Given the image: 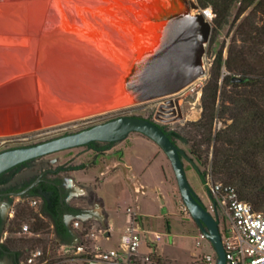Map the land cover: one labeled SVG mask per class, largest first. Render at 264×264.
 <instances>
[{
	"label": "bare ground",
	"instance_id": "6f19581e",
	"mask_svg": "<svg viewBox=\"0 0 264 264\" xmlns=\"http://www.w3.org/2000/svg\"><path fill=\"white\" fill-rule=\"evenodd\" d=\"M182 1L0 0V138L128 106L123 84Z\"/></svg>",
	"mask_w": 264,
	"mask_h": 264
},
{
	"label": "rangeland",
	"instance_id": "374dc122",
	"mask_svg": "<svg viewBox=\"0 0 264 264\" xmlns=\"http://www.w3.org/2000/svg\"><path fill=\"white\" fill-rule=\"evenodd\" d=\"M189 1L190 0H185V5L188 6L189 13L194 14L196 13V11H194V9H191ZM239 5L240 3L236 2L233 6L232 15L229 18V22L227 24H224L217 30L214 29L213 25V32L209 42L206 45L204 55L205 75L202 76V79L200 81L188 86L179 94H177V96H179L180 98L179 103L184 116L183 120L173 121L169 123L160 122V126L164 127L165 130H175L185 136L187 141L177 138L176 143L185 152V155H183V162L185 165L188 180L194 191L196 190L195 192L199 194L198 196L202 200L204 206H207L206 203L208 202V193L206 185L205 183L203 184L196 166L202 172L206 173V177L207 175L211 174L210 176L214 181L231 183L237 188V190H240V187L236 182L229 180L226 174H220L216 172V169L212 166V163L215 159L214 156L218 154L217 159L220 158V152L227 150L228 145L222 141L218 144L212 141L210 145L206 144V142L202 143L204 141L206 132L203 133L201 130L199 134L197 131L198 127H194V125H192V123L200 121L204 116V104L202 101L203 89L212 79V75L216 71L214 65L216 57L221 53L223 58L226 59L231 45L235 44L237 46H241L243 43L242 36L240 34V28L242 27L241 24L244 19L249 16L252 8H249L244 13L237 15ZM208 8L212 11L210 7ZM212 14L214 18L215 14L213 12ZM209 20L213 22V19ZM225 74H227V72H225ZM219 85L222 87V90L221 99L217 105L219 111L218 116L213 123L214 133L221 132L224 135L226 127L233 122L232 116H241L244 113V110L249 108L250 102L253 100L264 110V97L260 96L259 88L258 86H256V83L254 81L244 82L242 80H239L238 82L230 84L227 83L223 85L221 78ZM232 98L234 99L235 103L231 101ZM163 100V98H158L136 105H128L122 108H117L115 110L94 116L89 119L73 121L42 130L24 133L21 135L0 138V152L15 147L44 142L70 133L79 132L83 129L92 127L99 123L107 122L119 116H137L153 120L158 111V107ZM247 101H249V103H247ZM262 135H264V125H249L247 130H243L240 134H234L233 139L235 141V144L232 147L234 150L237 149L240 145L241 140H243L247 136L254 139L255 145L257 143L256 141ZM118 142L119 141H96L94 145H91V143L87 145L68 148L32 159L14 168V176L12 177L11 181L3 187H20L37 175H43L44 173L49 178L60 177V175L58 174L59 172H63V175H69L70 169L72 167V162L77 156L86 153V157H84V159H87L93 157L94 155H99L106 150V148H102H110L112 145L117 144ZM258 143L261 144V142ZM199 144H201V158H198V156L193 153V151L196 150L195 146ZM158 147L161 149L160 151L162 153V156L157 159V167L159 171L164 173L167 178V183L164 188L171 197L169 198V209L170 211H175L177 202L178 212V210L180 209V204L183 201L178 188L177 179L172 164L168 159L166 153L159 145ZM98 148L100 149L98 150ZM215 149L216 152H214ZM238 156L241 157L242 160L234 161V164L236 163V166L233 167V173L237 175L238 173L245 172L264 176V149L252 146V148L247 150L246 153H244V151L238 152ZM248 162H250L253 167L246 166V163ZM51 169L54 170V172H51ZM173 189L175 192H173ZM22 198L19 196H14L11 201L4 198L0 199V208L3 212L2 237L5 243L9 245L12 250H20L22 255H25L27 252L31 251L34 248L39 247L46 250L48 247H52L54 252L51 254V256L53 257V259H55L54 262L56 264H85V260H83L82 258H75L76 256L66 257L58 253L56 248L57 246H55L53 238L50 237L51 220L46 216L40 215L41 209L39 207L36 208L30 206L26 200H21ZM125 201L127 202L126 198L122 199L120 202L124 209H126V207L128 206ZM251 204L256 210L264 213L263 209H258V206L253 203ZM143 205L152 208L156 205H158L159 207L158 202H155L154 198L152 201L151 199H147L146 202L143 203ZM39 219H41L44 226H40L42 225V223ZM176 219L179 222V226H183L179 227V230H182V235L175 234L176 229L174 233L175 235L169 234L167 228L162 227L165 222H162L161 225L155 224L154 227H149L152 230L160 232L167 240H171V236H175L174 245H163L162 247H164V249L168 253L175 254L178 258V262H173L171 260L163 258V264H211L205 258V254L209 252V245L211 244L208 240H201L202 245H198L197 240H199V233L195 234L191 230L192 227L188 228L189 225H193L192 221L194 220L192 219V217L187 218L181 213L180 215L176 216ZM25 223L30 226L32 231H38L40 233V236H30L28 234L21 233V227ZM97 226L98 228H101L99 225ZM180 236H182V238H180ZM180 239L182 240L180 241ZM158 245H162V243H158L157 248ZM212 250H214L213 246ZM193 253H195L199 258L197 262H195V258L192 257ZM214 254L217 261L215 251ZM0 264H12V258L9 256L0 257Z\"/></svg>",
	"mask_w": 264,
	"mask_h": 264
},
{
	"label": "water",
	"instance_id": "95a60500",
	"mask_svg": "<svg viewBox=\"0 0 264 264\" xmlns=\"http://www.w3.org/2000/svg\"><path fill=\"white\" fill-rule=\"evenodd\" d=\"M180 4L178 7L181 9L177 8L171 16L174 22L169 26L166 39L155 52H151L140 62L132 79L123 82L124 86L121 88L123 98L121 102L127 105L163 98L153 120L137 116H119L79 132L2 151L0 175L32 159L64 149L96 141H121L132 132L142 133L156 142L166 153L172 164L182 201L188 207L199 230L213 246L217 257L216 264H225L226 255L219 221L206 209L188 180L183 162L184 150L175 144L160 126V122L183 120L180 98L177 94L205 75V49L213 32V22L207 17V8L203 9L197 1L190 0L191 9L196 11L190 14L188 6L183 1ZM153 60H157L158 65L152 73ZM166 109L171 111L173 117L169 119L160 117ZM40 180L38 178L24 191L16 192L14 195L29 196L24 194Z\"/></svg>",
	"mask_w": 264,
	"mask_h": 264
},
{
	"label": "crops",
	"instance_id": "0c3cea01",
	"mask_svg": "<svg viewBox=\"0 0 264 264\" xmlns=\"http://www.w3.org/2000/svg\"><path fill=\"white\" fill-rule=\"evenodd\" d=\"M160 150L158 144L146 135L132 132L99 155L87 159H84L86 153L77 156L72 162L69 175L59 172L60 177H56L62 185L63 199L68 206V211L64 213L60 223L56 222V217H52L41 206L43 198L41 190L36 189L35 193L29 194L30 197L38 199L39 204L36 208L41 209L40 215L51 220L50 237L59 243H77L81 239V231L74 228L72 222L74 219H88L93 226V231L98 228L97 225L105 230V235L98 234L97 237L98 243L103 248L117 247L129 218L128 209L136 213L143 226L146 228L148 226V229L155 224L161 225L165 222L162 227L167 228L169 234L173 235L176 229L175 234L182 235V230H179L182 225L179 226L176 219L181 212L180 210L177 212V202L176 210L170 211L169 198L171 197L164 188L167 178L157 167V159L162 156ZM173 192H175L174 189ZM124 198L127 199L126 209L120 204ZM153 198L155 202H158L159 207L143 205L147 199L152 201ZM192 222L193 225H189L188 228L192 227L193 233H199L198 225ZM58 227L59 230L65 229L67 233L64 235L58 232L56 229ZM171 237V240L163 237L160 242L162 245H158V248L156 245V254L162 259L178 262L175 254L168 253L162 247L174 245L175 236ZM140 252L146 254L149 249L142 245ZM213 253L214 250L209 245V252L205 255ZM192 257L195 258V262L199 260L195 253Z\"/></svg>",
	"mask_w": 264,
	"mask_h": 264
},
{
	"label": "built area",
	"instance_id": "2783aa9c",
	"mask_svg": "<svg viewBox=\"0 0 264 264\" xmlns=\"http://www.w3.org/2000/svg\"><path fill=\"white\" fill-rule=\"evenodd\" d=\"M213 19L212 11L206 9ZM207 175L205 185L208 193L206 209L219 221L222 243L225 249V264H264V213L240 198L237 188L231 183L214 181ZM23 197V198H22ZM30 206L37 207L38 199L22 196ZM180 212L190 218L191 213L184 202L180 204ZM129 218L124 227L117 247L103 248L98 243V234L105 235V230L96 228L88 219H74L72 226L81 231V239L74 244L55 242L57 251L62 256L82 258L85 264H158L156 245L163 240V235L143 226L140 217L131 209L127 210ZM21 233L40 236L23 224ZM207 240L199 230L198 245ZM210 243V242H209ZM211 244V243H210ZM145 245L149 252L142 254L140 248ZM52 247L46 250L34 248L21 255L19 264H56L51 256ZM206 260L216 264L215 254L206 255Z\"/></svg>",
	"mask_w": 264,
	"mask_h": 264
},
{
	"label": "trees",
	"instance_id": "16d2710c",
	"mask_svg": "<svg viewBox=\"0 0 264 264\" xmlns=\"http://www.w3.org/2000/svg\"><path fill=\"white\" fill-rule=\"evenodd\" d=\"M201 8L205 9L210 7L215 14L213 18L214 29L221 28L224 24L229 22V18L232 15V9L236 2H239V8L237 15L244 13L247 9L252 8L249 16H247L242 22L240 28V34L242 36V45H231L228 51L226 59L223 58L220 53L215 59L216 71L212 75V79L204 87L202 94V101L204 104V116L198 122L192 123L194 127H198V133L206 132L204 136V142L210 145L212 141L216 144L224 142L228 145L227 150L220 152V158L217 159L216 154L212 166L216 169V172L220 174H226L229 180L236 182L240 190V198L247 202L253 203L258 206V209L264 210V176L259 174L250 173H233V167L236 166L234 161L242 160L238 156V152L246 153L252 146L260 147L264 149V135L259 137L254 145V139L251 137H245L241 140L237 149H233L235 141L233 139L234 134H240L243 130H247L249 125H264V110L255 101H251L249 108L244 110L241 116L233 115V122L226 127L224 135L220 132L214 133L213 123L218 116V102L221 99L222 87L219 85L220 79L222 83L230 84L242 80L244 82L254 81L260 91V96L264 97V0H197ZM227 72V74H225ZM255 85V84H254ZM231 101L235 103L232 98ZM249 103V101H247ZM162 127V126H161ZM168 133L172 141L176 143V139L186 140L185 136L175 130H165ZM240 132V133H238ZM200 134V133H199ZM226 135V136H225ZM258 142H261L258 143ZM196 150L194 154L201 158V144L195 146ZM108 149L104 147L102 149ZM216 148V145H215ZM100 148H98L99 150ZM216 152V149L215 151ZM237 152V155H236ZM246 166L253 167L248 162ZM82 167V166H80ZM196 169L201 177L203 184L205 183L206 173L202 172L197 166ZM5 178L0 183H6L13 175L14 170L10 169L5 172ZM1 176V175H0ZM35 193V191H33ZM44 226L41 219H39ZM58 232L66 234V230L59 227L56 228ZM39 233L38 231H34ZM8 247H10L8 245ZM15 264H19V258L22 255L20 250L15 251ZM158 264H163L164 260L160 257L157 258Z\"/></svg>",
	"mask_w": 264,
	"mask_h": 264
},
{
	"label": "flooded vegetation",
	"instance_id": "af4514ba",
	"mask_svg": "<svg viewBox=\"0 0 264 264\" xmlns=\"http://www.w3.org/2000/svg\"><path fill=\"white\" fill-rule=\"evenodd\" d=\"M171 117H173V115L171 111H167V109L161 115V118L169 119ZM94 143L95 142H93L91 145H94ZM5 175L6 174L4 173L0 176V182L5 178ZM12 177L6 183H0V199L4 198L11 201V199L14 196L17 197L16 195H14L16 192L24 191L30 184H32L38 178H40L41 180L38 181V183L32 189L27 191L24 195L31 194L36 189L41 190L43 193L41 206L45 208L52 217H56V222L60 223V220L63 217L64 213L68 211L67 210L68 206L66 201L63 199L62 185L56 177L49 178L44 173L43 175H37L36 177L27 181L24 185L20 187H16V186L3 187L4 185L8 184L11 181ZM2 227H3V212L0 209V257L9 256L12 258V264H15L14 250L8 247V245L3 240Z\"/></svg>",
	"mask_w": 264,
	"mask_h": 264
}]
</instances>
